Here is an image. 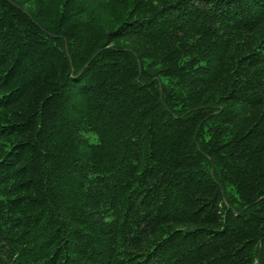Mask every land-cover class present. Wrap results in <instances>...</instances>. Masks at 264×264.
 <instances>
[{
	"label": "trees",
	"instance_id": "16d2710c",
	"mask_svg": "<svg viewBox=\"0 0 264 264\" xmlns=\"http://www.w3.org/2000/svg\"><path fill=\"white\" fill-rule=\"evenodd\" d=\"M0 264H264V0H0Z\"/></svg>",
	"mask_w": 264,
	"mask_h": 264
}]
</instances>
